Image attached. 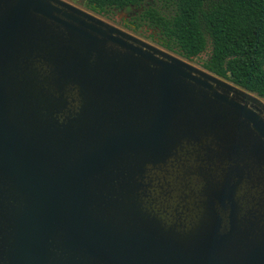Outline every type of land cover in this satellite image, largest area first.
I'll list each match as a JSON object with an SVG mask.
<instances>
[{
  "label": "water",
  "instance_id": "95a60500",
  "mask_svg": "<svg viewBox=\"0 0 264 264\" xmlns=\"http://www.w3.org/2000/svg\"><path fill=\"white\" fill-rule=\"evenodd\" d=\"M226 82L65 0H0V264H264L239 235L264 102Z\"/></svg>",
  "mask_w": 264,
  "mask_h": 264
},
{
  "label": "trees",
  "instance_id": "16d2710c",
  "mask_svg": "<svg viewBox=\"0 0 264 264\" xmlns=\"http://www.w3.org/2000/svg\"><path fill=\"white\" fill-rule=\"evenodd\" d=\"M82 5L105 16L128 6L140 9L135 31L158 32L161 46L188 61L205 54L207 71L264 100V0H82Z\"/></svg>",
  "mask_w": 264,
  "mask_h": 264
},
{
  "label": "rangeland",
  "instance_id": "374dc122",
  "mask_svg": "<svg viewBox=\"0 0 264 264\" xmlns=\"http://www.w3.org/2000/svg\"><path fill=\"white\" fill-rule=\"evenodd\" d=\"M68 3H71L72 5L81 8L83 11H86L90 14H92L93 16L105 21L106 23L115 26L117 28H119L120 30L129 33L131 35H133V37L146 42L147 44L156 47L158 49H160L161 51L165 52L166 54H169L175 58L181 59L185 62H187L188 64L192 65L194 68H196L199 71L205 72L210 74L209 71H207L201 63L198 62H191L188 61L182 57H180L179 55L169 51L168 49L164 48L163 46L159 45L158 43H156L153 38H149V33L153 32L152 30H149L147 32L145 31H132L130 29L124 28L119 26L117 23H115L116 19L119 17V14H110L109 16H105V15H100L97 13H94L90 10H87L85 6L82 5V0H79L80 3H73L70 2L68 0H66ZM212 74V73H211ZM214 75V74H213ZM216 76V75H215ZM222 79V78H221ZM227 81V80H225ZM226 83L236 87V85H234L233 83L227 81ZM238 87V86H237ZM262 102H264L263 99H260ZM131 155V154H130ZM195 156H193L194 158ZM131 166V164H130ZM153 180V179H151ZM194 182H197V185H194V188H198V181L197 180H193ZM154 189H152L151 191H153ZM163 191V190H162ZM161 191V192H162ZM160 193V192H159ZM146 196V194H144ZM156 195V192H155ZM151 196V201H153V204L155 205L154 207L157 209V211L159 213H163L164 211H166L167 213H172V210L174 208V203L172 202L170 199H165L163 200L162 198H159L160 195H156V196ZM179 196H176V198L178 199ZM176 212H181V206L180 202H178V200L176 201ZM246 209V217L245 218H241V220H243V224L241 222H239V229H240V233L239 235L243 234V238L245 239H250V245H253L255 243V241L257 240L256 237L258 236H264V196L261 197L260 199H256L254 200L252 203L248 204L245 206ZM175 212V213H176ZM186 213H188V211H184ZM168 218V217H167ZM208 221L207 223H211L212 222V218L210 216H208ZM192 220L195 221L197 224L199 223H203V221H205V215L204 216H200L199 214L193 213L192 215ZM203 220V221H201ZM240 220V221H241ZM176 223H179L181 226L183 224H187V221L185 218H181V217H177L176 220L174 221ZM168 234H170V232H168ZM261 239V238H260ZM231 248V247H230ZM237 248V243H235L232 246V249L235 250ZM245 251V248L240 249L238 252H231L230 250L226 252V255L228 256V258L232 259V260H239L241 257V254ZM230 254H232L233 257H230ZM238 262V261H237Z\"/></svg>",
  "mask_w": 264,
  "mask_h": 264
},
{
  "label": "flooded vegetation",
  "instance_id": "af4514ba",
  "mask_svg": "<svg viewBox=\"0 0 264 264\" xmlns=\"http://www.w3.org/2000/svg\"><path fill=\"white\" fill-rule=\"evenodd\" d=\"M127 8L118 12L119 17L116 19L115 23H117L121 27H124V28L130 29L132 31H135V27L132 25L133 24V19L135 18L136 14H138L140 9L132 7V11L129 12L127 10ZM129 26H131V27H129ZM152 31L153 32L149 33V38H153V40L156 43L161 45L162 39L159 37L158 32H156L154 30H152ZM207 58L208 57L204 54V55H202L201 58H197L196 61H191V62H198V63L203 64V63L206 62ZM249 105L252 107V103H250ZM259 109L262 111V113L264 115V109H261L260 107H259ZM254 110H256V109L254 108ZM256 112H258V111L256 110ZM60 123H62V120L60 121ZM141 164H143V162ZM146 168L150 169L152 167L150 166V167H146ZM149 176L150 177L152 176V178H150ZM158 176H159L158 171H155V174L152 173V175L148 174L147 172L138 175L137 180L135 181L136 185H137V192L143 197V191L144 190L151 189V187H155L158 184V182H157L158 179H159ZM151 179H153V180H151ZM133 185H134V183H133ZM170 185H171V182H170ZM159 217H161L162 220L161 221H157V222H163V221H165L167 219L168 216H163V217L162 216H157V217L153 216V217H149V218L154 221L155 218H159ZM171 221L172 220L170 218L169 222H171ZM253 247H255V243L253 244ZM239 260H241V257H240Z\"/></svg>",
  "mask_w": 264,
  "mask_h": 264
}]
</instances>
